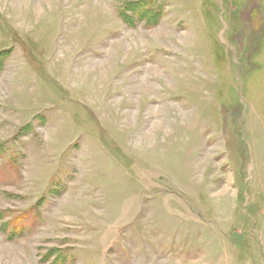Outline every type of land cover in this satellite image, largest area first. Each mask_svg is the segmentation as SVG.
Wrapping results in <instances>:
<instances>
[{
    "label": "rangeland",
    "instance_id": "obj_1",
    "mask_svg": "<svg viewBox=\"0 0 264 264\" xmlns=\"http://www.w3.org/2000/svg\"><path fill=\"white\" fill-rule=\"evenodd\" d=\"M0 264H264V0H0Z\"/></svg>",
    "mask_w": 264,
    "mask_h": 264
}]
</instances>
